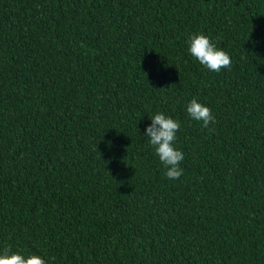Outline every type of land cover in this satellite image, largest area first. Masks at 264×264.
<instances>
[{"label": "trees", "instance_id": "trees-1", "mask_svg": "<svg viewBox=\"0 0 264 264\" xmlns=\"http://www.w3.org/2000/svg\"><path fill=\"white\" fill-rule=\"evenodd\" d=\"M194 34L231 68L201 65ZM158 113L180 123L177 180L144 135ZM5 248L47 264H264V0H0Z\"/></svg>", "mask_w": 264, "mask_h": 264}, {"label": "clouds", "instance_id": "clouds-1", "mask_svg": "<svg viewBox=\"0 0 264 264\" xmlns=\"http://www.w3.org/2000/svg\"><path fill=\"white\" fill-rule=\"evenodd\" d=\"M188 51L211 72L219 73L222 68H231L230 56L222 49H218L204 34L191 36ZM186 111L193 120L202 121L203 128H208L210 123L215 122L210 108L196 99L188 103ZM150 119L151 124L146 127L144 135L148 137V143L154 147L155 154L164 165L166 177L177 180L183 175L180 164L184 160L183 152L174 147L180 123L171 117H166L163 113L155 114ZM9 252L10 248H5L4 253L0 254V264H47L44 258L37 255L24 257L19 253L9 254Z\"/></svg>", "mask_w": 264, "mask_h": 264}]
</instances>
